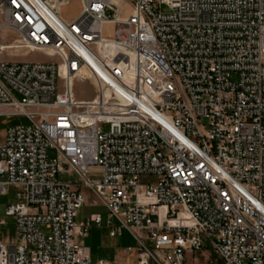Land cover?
<instances>
[{
	"label": "built area",
	"instance_id": "2783aa9c",
	"mask_svg": "<svg viewBox=\"0 0 264 264\" xmlns=\"http://www.w3.org/2000/svg\"><path fill=\"white\" fill-rule=\"evenodd\" d=\"M68 2L0 0V57L51 59L0 58V116L26 121L0 143L16 237L0 264H108L75 242L103 223L76 224L86 190L110 237L137 240L135 264H187L204 242L264 264V0H79L66 21Z\"/></svg>",
	"mask_w": 264,
	"mask_h": 264
},
{
	"label": "rangeland",
	"instance_id": "374dc122",
	"mask_svg": "<svg viewBox=\"0 0 264 264\" xmlns=\"http://www.w3.org/2000/svg\"><path fill=\"white\" fill-rule=\"evenodd\" d=\"M125 9L128 12L129 9ZM163 10L165 11V8ZM79 11V0H69V2L62 8L61 16L66 21H71L79 14ZM111 30L112 27L107 25L104 28L103 35L107 38H111ZM0 38L2 42H9L14 39V36L7 35V33H2ZM0 58L8 62L51 61L50 58L42 54L13 53L12 55H2ZM74 95L78 100H90L93 98L94 92L88 83L83 81H76L74 83ZM18 124H26L25 119L13 116H0V143H2L4 139L6 128ZM47 155L48 159H53L56 157V153L53 150H49ZM88 175L90 178H97L100 176L99 173L94 171H90ZM65 178L71 181H76V177L73 175L67 174ZM84 195L86 201L76 214V224H81L92 214L101 215L103 223L101 227H93L89 231L88 237H76L75 242L79 245L85 246L90 250L91 259L93 262L97 260H104L108 264H135L138 247V242L135 237L128 230H123V232L116 237H110L108 234V229L105 225L106 210L103 207L97 205V201L95 200V197L92 193L86 190L84 191ZM14 201L15 191L14 189H9V192L6 196L0 197V214L3 213L6 205ZM140 234L141 233H139L138 235L142 236ZM0 237L6 244L16 243L13 221L11 219H6L5 226L0 228ZM187 258V264H222V261L213 251L209 249L206 242H204L203 251L201 253H195L193 256L187 255Z\"/></svg>",
	"mask_w": 264,
	"mask_h": 264
}]
</instances>
